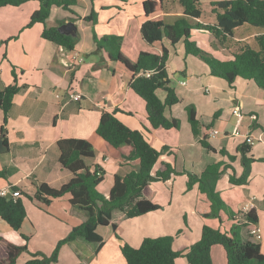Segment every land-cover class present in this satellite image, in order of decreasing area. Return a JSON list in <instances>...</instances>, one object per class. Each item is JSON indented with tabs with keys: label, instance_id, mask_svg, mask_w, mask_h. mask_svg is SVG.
<instances>
[{
	"label": "crops",
	"instance_id": "0c3cea01",
	"mask_svg": "<svg viewBox=\"0 0 264 264\" xmlns=\"http://www.w3.org/2000/svg\"><path fill=\"white\" fill-rule=\"evenodd\" d=\"M143 1L91 3L82 0V5L73 7L72 12L51 9L46 27H59L68 22L76 26L78 41L72 51L44 40L42 24L27 28L31 15L39 8L38 2L0 9V90L13 85L19 88L5 124L0 110V139L4 145L0 150V171L5 172V179H0V190L20 186L31 195L34 183L60 188L73 174L58 163L57 141L88 139L98 127L101 113L116 111L115 116L122 124L141 132L155 149L167 148L161 153L153 172L165 163L172 165L177 174L165 182L151 184L153 201L160 206L159 210L124 221L117 231L120 239L109 226H98L96 233L103 240L99 249L97 244L77 239L61 247L57 264H126L120 251L123 243L138 248L144 238L170 235L178 237L173 241V249L177 250L196 243L203 225L229 230L233 220L224 212L219 213L220 219L204 220L202 216L209 212V201L196 184L190 190L186 188L187 173L200 176L207 166L228 162L227 157L218 153L220 149L237 159L228 162L233 172L227 170L221 175L216 191L233 213L240 212L249 198H255L251 211L261 230L259 243L264 253V90L242 79H237L231 88L224 81L211 77L203 62L185 54L182 41L175 47L166 40L146 43L140 28L147 19L164 17V24L171 25L183 15L179 5L170 1L166 12L146 18ZM200 1L208 11L209 3L225 0ZM92 11L94 22L83 21ZM54 18L57 24L52 22ZM235 32L234 43L252 42L260 31L244 26ZM107 35L121 38V52L131 62L140 52L161 55L163 48L168 51L166 71L180 103L167 109L165 116L179 120L178 129L153 131L150 128L145 102L129 87L130 74L111 61L106 53H96L94 36ZM192 40L204 51L219 59L225 58L224 48L211 36L192 33ZM74 53L83 60L72 66ZM69 92L80 93L81 100L68 102ZM156 94L164 100V91L158 90ZM187 106L194 107L200 137H207L214 152L204 149L192 135L185 111ZM235 109L239 110L240 118L233 114ZM228 116L237 118L232 130L228 128L230 124L224 122ZM208 129L217 130L219 135L207 136ZM237 130L240 135L234 137ZM246 137L250 138L248 144L254 162L247 184L235 186L229 183V177L233 173L237 178L242 173L236 148L246 142ZM83 161L89 171L95 167L103 171V181L97 189L105 197L110 193L115 176L123 177L136 170L135 166L122 165L112 157L104 158L98 150L94 151L93 157L83 158ZM69 200V196H64L41 204L23 199L26 218L20 232L29 238L28 253H23L16 264H24L31 253L50 255L61 239L86 220V213L72 206ZM9 231L8 224L0 218V233ZM247 233L248 228L241 231L242 236ZM210 256L213 264H226L220 246H213Z\"/></svg>",
	"mask_w": 264,
	"mask_h": 264
},
{
	"label": "trees",
	"instance_id": "16d2710c",
	"mask_svg": "<svg viewBox=\"0 0 264 264\" xmlns=\"http://www.w3.org/2000/svg\"><path fill=\"white\" fill-rule=\"evenodd\" d=\"M36 1L39 8L29 20L27 28L34 24H42V38L54 45L72 51L78 41V35H62L58 27H46L51 9L57 8L72 12L73 7H80L82 0H0L3 7H18L26 2ZM127 0H90L91 3ZM170 1L176 2L182 12V17L171 25L161 20L147 19L140 28L143 40L148 44L160 43L166 40L171 47L180 41L184 45L186 55L196 57L204 63L211 77L224 81L233 87L237 79L251 81L258 89L264 90V0H225L211 2L206 11L200 0H144L142 9L146 18L166 12ZM92 11L83 21L94 22ZM62 25V24H60ZM244 26L257 28L260 32L251 41L232 42L236 30ZM192 33L211 36L224 48V59H219L204 51L197 41L192 40ZM96 53L104 52L108 58L120 65L131 76L130 89L140 97L146 105V119L153 131L178 129L179 120L165 116L167 109L180 103L174 87L167 75L166 62L168 51L163 48L161 55L140 52L137 59L131 62L121 52V38L107 35L100 38L94 36ZM149 73L150 76L146 77ZM165 92L161 101L156 92ZM19 88L16 85L0 90V110L3 113V124L12 101ZM187 121L190 124L194 138L207 151L214 152L207 137H200V124L195 116L193 106L185 108ZM116 111H103L96 130L88 139H61L56 146L59 152V165L73 174V177L58 189L46 184H33V194L26 193L20 186H12V192H18V197L7 199L0 196V218L8 224L10 231L0 233V264H16L17 259L28 253L29 238L20 232L26 218L23 199L32 202L48 204L51 200L69 196L70 204L87 215L86 220L73 228L67 236L61 239L50 255L31 253L30 259L24 264H57L58 254L65 244L82 239L87 243L102 246L103 240L96 233L98 226H109L117 239L120 225L127 220L143 216L160 209L154 203V192L151 184L165 182L176 171L170 164L162 163L153 172L161 151L155 149L145 139L141 132L131 130L122 124L115 116ZM101 151L103 157H112L121 161L122 165L140 166L139 171H131L123 177L115 176L108 197L102 195L97 187L103 181V171L95 167L89 171L83 158L93 157L94 151ZM250 144L243 142L236 148L242 173L235 177L232 173L229 183L243 186L248 182L251 164L254 159L250 156ZM218 153L227 157L232 163L237 158L228 154L225 149ZM228 162H217L207 166L200 176L187 173V190L195 184L198 190L210 203V213L204 217L219 218L224 212L233 224L227 231L203 225L200 239L189 247L173 249L174 238L162 236L144 238L138 248H132L126 243L120 247L126 264H176L181 257L186 264H213L210 251L213 246H220L226 258V264H264V253L260 243L248 233L242 236L241 231L256 225L257 218L252 211L247 214L233 213L216 191V183L221 175L232 170ZM0 179H5V172L0 171Z\"/></svg>",
	"mask_w": 264,
	"mask_h": 264
},
{
	"label": "built area",
	"instance_id": "2783aa9c",
	"mask_svg": "<svg viewBox=\"0 0 264 264\" xmlns=\"http://www.w3.org/2000/svg\"><path fill=\"white\" fill-rule=\"evenodd\" d=\"M72 63L71 65L74 66V65H77V64H80L82 62V58L74 53L72 55ZM150 74L147 73L146 74V77H149ZM184 84V83H182ZM81 94L80 93H77V92H69L67 94V101L68 102H78L81 100ZM233 114L237 117H241V114L239 112L238 109H235L233 110ZM206 135L209 136V137H215L217 135H219V132L217 130H214V129H208L206 131ZM239 132L238 130L234 132L233 136L234 137H237L239 136ZM247 143H250V138L249 137H246V140H245ZM7 194H10L12 197L16 198L18 197V192H12L10 191L9 189L7 190H0V196H6ZM254 200L255 198L254 197H251L248 199V201L246 203L243 204V206L241 207V214H247L248 212H250L253 207H254ZM248 234L255 240V241H260L261 240V230L260 228L257 226V225H253L251 227L248 228Z\"/></svg>",
	"mask_w": 264,
	"mask_h": 264
},
{
	"label": "water",
	"instance_id": "95a60500",
	"mask_svg": "<svg viewBox=\"0 0 264 264\" xmlns=\"http://www.w3.org/2000/svg\"><path fill=\"white\" fill-rule=\"evenodd\" d=\"M58 32L62 35H71L74 36L76 34V26L72 22H68L60 25L58 28ZM4 148L2 139H0V150ZM136 171L140 170V166H135ZM7 199H11L12 196L10 194L6 195Z\"/></svg>",
	"mask_w": 264,
	"mask_h": 264
},
{
	"label": "rangeland",
	"instance_id": "374dc122",
	"mask_svg": "<svg viewBox=\"0 0 264 264\" xmlns=\"http://www.w3.org/2000/svg\"><path fill=\"white\" fill-rule=\"evenodd\" d=\"M53 17H55L54 15L52 16V18ZM57 19V18H56ZM161 20L163 21V23H166V18H161ZM52 22H54L55 24H57V22H56V20H55V18H54V20H52ZM194 64V63H193ZM200 66H202L203 68H204V66L202 65V63H201V65ZM236 119L237 118H235V117H232V116H228V117H225L224 118V122H228L230 125H229V130H232V127H233V124L236 122ZM247 121H249L248 119H247ZM240 131H241V128H240ZM244 131V129L242 128V132ZM222 134V133H221ZM208 213H210V207H209V212ZM202 218L204 219V220H211V219H213V218H210V217H204V216H202ZM170 236V235H169ZM177 236H175V238L174 239H178V237L176 238ZM177 243H176V245H175V247L177 248ZM178 261H179V263L178 264H186L184 261V259L183 258H181V257H179L178 259H177Z\"/></svg>",
	"mask_w": 264,
	"mask_h": 264
}]
</instances>
